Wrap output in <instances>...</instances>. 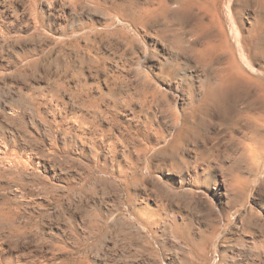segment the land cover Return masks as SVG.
I'll use <instances>...</instances> for the list:
<instances>
[{
    "label": "rangeland",
    "instance_id": "1",
    "mask_svg": "<svg viewBox=\"0 0 264 264\" xmlns=\"http://www.w3.org/2000/svg\"><path fill=\"white\" fill-rule=\"evenodd\" d=\"M15 1L0 0V144L12 153L7 160L0 156V173L9 174L0 175V196L12 195L16 187L10 178L20 175V187L28 196L17 203L21 212L38 224L30 240L40 248L53 243L54 258L83 264H264V160L255 163L246 158L237 141L241 131L233 120L197 116L196 126L199 124L209 139L187 138L174 152L164 141L167 131L158 126L151 140L137 147L143 152L126 147L135 125L132 113L122 105L127 87L138 84L141 73L148 72L153 85L159 84L174 103L175 96L165 83L173 84L171 80L186 77L197 67L193 57L176 53L183 68L177 69L180 73L174 70L176 75L169 65L167 71L173 73L165 75L164 84L156 78L159 70L147 68V64L168 57L163 51L158 57L153 52L159 49L157 37L164 30L170 42L181 36L186 47L200 46L201 41L195 43L186 34L175 4L167 17L147 25L146 30L132 27L128 30L130 42L115 46L101 38L99 32L106 31L103 22L84 11L67 13L61 0H54L42 11L45 26L39 30L27 24L20 6L25 0ZM104 1L110 6L121 2ZM137 1L138 8L149 3ZM224 11L232 41L234 27L244 37L251 26L250 8L239 0H228ZM105 12L97 13L107 19ZM91 26V47L103 62L95 71L86 64L83 84L82 77L66 73L63 66L69 62L80 67L78 54L70 47L80 37L71 35ZM62 37L65 39L59 43ZM85 41L82 38L80 42L85 46ZM23 53L40 60V65H23L18 61ZM142 55H148L147 62ZM216 66L202 71L212 77L220 68ZM50 91L56 94L51 97ZM94 98L98 110L87 103ZM137 100L135 105H140ZM238 108L244 109L243 103ZM154 109L149 111L150 119ZM232 135L236 142L230 143ZM111 138L118 142L120 138L125 145L118 143V150L113 151L109 149ZM15 157L22 162L17 170L9 164ZM241 178L244 186L231 189L230 181Z\"/></svg>",
    "mask_w": 264,
    "mask_h": 264
},
{
    "label": "bare ground",
    "instance_id": "2",
    "mask_svg": "<svg viewBox=\"0 0 264 264\" xmlns=\"http://www.w3.org/2000/svg\"><path fill=\"white\" fill-rule=\"evenodd\" d=\"M53 1L54 0L22 1V4L20 6L23 13H25L26 15L28 21L27 24H29V28L39 30L45 26L42 21L43 20L41 16L42 11L44 9H49ZM148 1L149 3H147L146 5L143 4L144 6H140L138 8L136 7V3L138 2L137 0H121V2L113 6L112 4L111 6L108 5V3L104 0H61V7L67 13L71 14L73 12H79L80 10V11H84L83 12L84 14L85 13L92 14L91 18L93 20L103 22L106 31L105 32L101 31L99 32V34L101 38L105 40L107 39L110 44H115V46L118 45V43L120 44V42H123L125 44H126L125 41L130 42L131 33L129 34L128 30H130L132 27L137 28L139 26L141 27L143 26L142 28H145L146 30L147 25L149 26V24L151 25V23L153 25L154 22L159 21L158 19L160 17H167V15L170 12H172V6H173L172 3L175 4L176 6L175 8H177L176 11L180 19L182 20V23L186 25L187 28L186 34L191 36L192 38L191 41H195V43L197 42L199 43V41H201L199 47H197L196 45H190L189 47H186L187 45L186 46L184 45L185 41L182 39L183 37L180 38L181 36H179V38H174L170 42L167 39L169 36L167 37L166 31L163 29L164 30V31L162 30L163 34L160 32L162 35L157 37L158 38L157 42L160 43V46L156 44V48H159L158 49L159 51L155 49L153 52H155L158 57V54H160V52L163 51L168 55V57L159 58V60L157 59V62H153V63L151 62L149 65L147 64V68L152 70L153 69L159 70V74L158 73L156 74V78L160 81V83L164 84L166 82V80H164L166 74H168L169 77H171L170 75L174 72V70L175 72L180 73L177 69L181 70L183 68L181 66L182 64L178 63L176 60V58L178 57L177 54L179 55L183 54V56L186 55L188 57L189 56L193 57L194 58L193 61L197 63V67L190 70L188 76L186 77L184 75L182 77L177 76V78H175V81L171 80V82L172 81L174 82V83L172 82L173 84H170V81L169 83H165L166 85L169 86V88L167 89H169V91H172L173 95L175 96L174 98L176 99V101L174 103L170 101L165 90H163L159 84L153 85L151 81V77L149 75L150 73H148L147 71H146L147 73H145V71H143L144 73H141L142 78L138 83L140 85L134 84L133 86H131L130 84V87H127V89L123 92L122 95V105L125 106L126 110L132 113L130 119L135 121V125L134 127H132V130L129 129L133 133L129 135L130 139L127 140L126 147L129 146V148L132 147L137 149V147H140L143 143H146L148 140H151V136H152L151 134L153 133L152 131L155 130L154 127L158 126L157 128H159L160 130L161 129L164 130L163 128H165V131H167V135H168L167 139L164 138L163 139L165 142H167L170 145L169 148H172L173 149L172 151L174 152V149L181 146V144L187 138L192 137L193 139H197V140L198 138H201L202 140H207L208 137L203 136L201 129L198 128L199 124L196 126L194 120H196L197 119L196 117L200 115L211 116V117L212 115L213 116L216 115L217 117L220 116L223 120H233L235 125L239 126L241 135L237 138V141H239L240 144L242 145L240 146L241 148L243 147L241 151L242 152L243 150L245 151V155L248 160H251L252 162L255 163L259 161H263L264 160V0H239V2L241 1L251 10V14H249V18L251 19L250 21L251 26L246 30L247 34L245 33L246 35L244 37H240L239 29L237 27H234L233 41L229 35L230 31L228 32L226 29V20H225L226 16L224 17V12H225L224 6L226 4V1L228 0H148ZM87 7L90 8H88V10H85ZM94 10L100 12L101 14H103L106 10V12L109 14V18L108 17L107 19L104 18L102 15L95 12ZM130 12L134 13L133 16H131L132 14H130ZM120 25H122L123 28L122 26L119 27ZM89 28L82 27V29L78 31V33L75 31L76 33L71 35V37L74 36L80 37L79 40L76 38L75 42L70 43V47L74 48L76 50V53L78 54L79 57L78 59H80V67L73 66L71 65V63L69 64V62L63 66V71H65L66 73L71 72L73 77L76 78L82 77L81 78L82 83H83V78L85 77L84 69L86 64H89V66H91L90 68L91 69L93 68V70L95 71L96 67L98 68V65L102 64L103 62L102 58L97 56L98 54H95L96 52H94L93 48L91 47V43H93V41H92V37L89 36L88 32L92 30L91 28H93V26ZM63 30L65 29L63 28ZM94 32L96 31L94 30ZM163 35L165 36L163 37ZM176 36L178 37V35ZM183 36L185 37V35ZM65 38L62 37L58 42L62 43V40ZM82 38L88 42L87 45L85 44L84 46V44L80 42ZM70 40L72 41L73 39ZM127 45L129 44L127 43ZM62 50L60 52H62ZM142 56L143 58H145L144 61L147 62L146 57L148 55L147 56L142 55ZM29 57H31V54L28 55L27 53H23V55H21L18 58V61H23V65L25 63L26 67L40 65L41 63L40 60L34 58L30 59ZM170 60H172L173 62ZM169 65L172 66V67L170 66L171 67L170 70L173 71L171 72V74L170 72L167 71ZM214 65L215 66L217 65L216 67H218V65L220 66L217 73H215L214 71L215 73V75H213L214 77L213 76L208 77L207 74L205 75L204 71L202 70L204 69L207 70L208 68L213 67ZM169 79L170 78H168V80ZM58 83L59 85H62L63 81L59 79ZM54 92L56 94V91H50L49 94L51 95V97L52 94H54ZM111 95H114L113 91L111 92ZM138 98L140 105H135V103L138 101L137 100ZM85 102L86 101H83V103ZM87 103H89L88 105L91 107V109L93 108L98 110L100 107L98 101L95 98L89 100ZM241 103H243L244 105V109L242 110L238 108L239 104ZM150 105H153L154 106L153 108L156 109V110L154 109L155 111H153L151 114L152 115L151 118L153 119L149 118L150 116L149 111H152L153 109ZM179 106H181L180 110L182 111V113L178 110ZM143 116H145V119L143 118ZM235 136L232 135L230 137V140H228V142L230 143L236 142ZM117 139H119V142L113 140L112 138H111L112 141L109 140L110 141L109 149H113V151L114 149L118 150V145H120L118 143H121L122 146L125 145V143H123L124 140L120 138ZM239 142L237 144H239ZM140 150L137 149V151L143 152ZM0 156L2 160H7L8 158H10V156H12V153L7 146L0 144ZM9 164L13 167L14 170H17L22 167L21 166L22 162L19 161L16 157L15 159H11ZM38 164L40 165V163ZM260 165H262V163ZM45 167L47 170H49V167L47 166ZM53 173L55 175H58L56 171H53ZM0 175L8 176L9 174L0 173ZM11 176H14L13 173H11ZM19 177L20 175L17 177L15 176L13 178H10L11 183L16 187L14 188V192L12 193V195L9 197L0 196V264H83L81 261L78 260H69L66 258H54L53 251L56 246L53 243H49L48 245L40 248L36 242L34 243H36L37 245L30 240L31 234L33 235L36 233L38 229V224H36L31 219L32 216L31 217L25 216L21 212V208L19 206L20 204L18 205L17 203L18 200L21 201L25 200L26 197L28 196L25 195L26 193L24 194V192H22V189L20 187L21 182L19 180ZM244 183L245 180L243 181V179L242 180L232 179L230 181L229 186L231 187V189L236 190L238 187L242 188V186H244L243 185ZM47 189L46 188L44 189L45 192ZM45 197L47 198V196ZM166 198L168 199V197ZM42 252H44V255L41 254ZM57 261L59 262L57 263Z\"/></svg>",
    "mask_w": 264,
    "mask_h": 264
}]
</instances>
